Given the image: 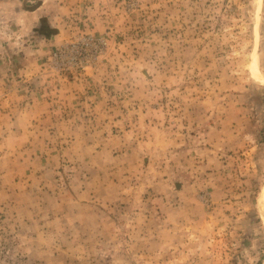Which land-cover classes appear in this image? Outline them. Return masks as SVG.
Listing matches in <instances>:
<instances>
[{
	"label": "rangeland",
	"instance_id": "374dc122",
	"mask_svg": "<svg viewBox=\"0 0 264 264\" xmlns=\"http://www.w3.org/2000/svg\"><path fill=\"white\" fill-rule=\"evenodd\" d=\"M263 194L264 0H0V264H264Z\"/></svg>",
	"mask_w": 264,
	"mask_h": 264
},
{
	"label": "bare ground",
	"instance_id": "6f19581e",
	"mask_svg": "<svg viewBox=\"0 0 264 264\" xmlns=\"http://www.w3.org/2000/svg\"><path fill=\"white\" fill-rule=\"evenodd\" d=\"M257 5L259 6V1L257 2ZM257 54H254L252 57H251V63H250V71L252 72V74L254 76H258L260 74V70L258 68V65H257V57H256ZM263 200H264V194H263Z\"/></svg>",
	"mask_w": 264,
	"mask_h": 264
}]
</instances>
